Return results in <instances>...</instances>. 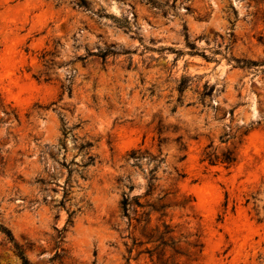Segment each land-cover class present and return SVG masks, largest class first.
I'll return each mask as SVG.
<instances>
[{"label": "rangeland", "instance_id": "obj_1", "mask_svg": "<svg viewBox=\"0 0 264 264\" xmlns=\"http://www.w3.org/2000/svg\"><path fill=\"white\" fill-rule=\"evenodd\" d=\"M84 1L0 0V223L31 264H151L138 195L178 264H264V1Z\"/></svg>", "mask_w": 264, "mask_h": 264}, {"label": "trees", "instance_id": "obj_2", "mask_svg": "<svg viewBox=\"0 0 264 264\" xmlns=\"http://www.w3.org/2000/svg\"><path fill=\"white\" fill-rule=\"evenodd\" d=\"M264 1V0H262ZM82 4L85 3L84 0H81ZM48 53H44L43 56L47 55ZM237 66L240 67H246L248 65H257L258 62L256 61H245V60H236ZM160 132V129L158 130ZM163 139L159 138V142H161ZM177 140H180V137L177 138ZM181 146L186 149V146L184 143H180ZM130 156H135L138 154L136 151L132 150ZM213 153H206V158L213 162L215 161L218 156L212 157ZM185 157L183 155L182 159ZM236 161V155L234 151L232 150H226L221 154L220 162L226 164V166L232 165ZM153 170H151V175L148 179V192L153 190V180L154 175L152 174ZM131 188V187H130ZM134 204L133 212L135 220V224L133 225L134 231L139 229L140 234L145 238V241L141 240L140 238L135 237L132 235V244L130 248L128 249V252L131 253L133 250H135L137 247L140 248L145 243L152 244L151 247H145L144 249H139L136 252L135 259L142 253H147L148 257L150 258L151 264H178V262H175L173 259V255L175 253H178V249L176 247V241H174V237L172 236L173 229L170 227L168 223H166L164 220H162L161 224H155L151 225L152 221V213L158 212L159 220L161 217H164L166 214L164 212L165 205L161 203H149L147 206H149V209L147 211H143L140 213V215H137V207H142L143 204L139 201V196H133L131 199L128 198V196H124L121 201V208L123 210L124 215L128 216L129 209L131 205ZM131 219V218H129ZM0 232L3 234V241L6 243H10L13 251L15 254L20 258L22 264H31L27 257L25 256L24 249L22 245H20L13 237L12 233L9 229H7L5 226H3L0 223ZM193 246H198L197 243H193ZM170 252V253H169ZM155 257V260L153 258ZM129 259V258H128Z\"/></svg>", "mask_w": 264, "mask_h": 264}]
</instances>
